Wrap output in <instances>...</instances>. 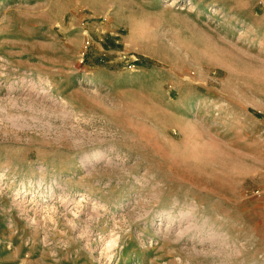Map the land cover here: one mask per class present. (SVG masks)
<instances>
[{
	"label": "rangeland",
	"instance_id": "rangeland-1",
	"mask_svg": "<svg viewBox=\"0 0 264 264\" xmlns=\"http://www.w3.org/2000/svg\"><path fill=\"white\" fill-rule=\"evenodd\" d=\"M173 1L0 0V264H264V0Z\"/></svg>",
	"mask_w": 264,
	"mask_h": 264
},
{
	"label": "bare ground",
	"instance_id": "bare-ground-1",
	"mask_svg": "<svg viewBox=\"0 0 264 264\" xmlns=\"http://www.w3.org/2000/svg\"><path fill=\"white\" fill-rule=\"evenodd\" d=\"M176 3H179V1H178V0H174L173 3H171V5L176 4ZM156 78H157V77H153L152 80H149L148 84L154 82V80H156ZM156 82H157V80H156ZM146 84H147V83H145L144 85H146ZM154 86H155V85H154ZM152 89L155 90V88H152ZM183 102H184V101H183ZM167 108H169V107H167ZM182 108H183V107H182ZM182 108H181V110H182ZM179 112H180V111H179ZM181 112H182V111H181ZM192 133H193V129H192V127H190L189 125H187V127L184 128V136H185V138L189 139V138L191 137Z\"/></svg>",
	"mask_w": 264,
	"mask_h": 264
},
{
	"label": "crops",
	"instance_id": "crops-1",
	"mask_svg": "<svg viewBox=\"0 0 264 264\" xmlns=\"http://www.w3.org/2000/svg\"><path fill=\"white\" fill-rule=\"evenodd\" d=\"M98 14H100V13H98ZM134 21V20H133ZM136 21V20H135ZM135 21H134V24L133 25H135Z\"/></svg>",
	"mask_w": 264,
	"mask_h": 264
},
{
	"label": "built area",
	"instance_id": "built-area-1",
	"mask_svg": "<svg viewBox=\"0 0 264 264\" xmlns=\"http://www.w3.org/2000/svg\"><path fill=\"white\" fill-rule=\"evenodd\" d=\"M258 193V192H257ZM259 194V193H258Z\"/></svg>",
	"mask_w": 264,
	"mask_h": 264
}]
</instances>
